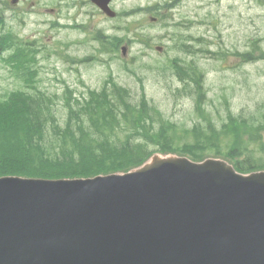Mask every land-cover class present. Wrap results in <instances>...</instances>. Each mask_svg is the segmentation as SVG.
<instances>
[{"label":"rangeland","instance_id":"374dc122","mask_svg":"<svg viewBox=\"0 0 264 264\" xmlns=\"http://www.w3.org/2000/svg\"><path fill=\"white\" fill-rule=\"evenodd\" d=\"M52 1L0 0V33L38 46L29 82L4 61L7 52L0 54V98L37 88L64 123L68 96L73 103L115 82L133 104L143 98L154 108L149 131L165 123L177 148L190 141L185 130L196 122L220 126L231 113L256 118L264 109V0H114V18L82 4L87 0H66L51 12ZM176 64L190 77L180 80ZM199 79L203 111L190 86ZM129 131L117 130L123 139ZM256 137L250 149L264 159V129Z\"/></svg>","mask_w":264,"mask_h":264},{"label":"water","instance_id":"95a60500","mask_svg":"<svg viewBox=\"0 0 264 264\" xmlns=\"http://www.w3.org/2000/svg\"><path fill=\"white\" fill-rule=\"evenodd\" d=\"M0 264H264V170L154 153L126 172L0 176Z\"/></svg>","mask_w":264,"mask_h":264},{"label":"trees","instance_id":"16d2710c","mask_svg":"<svg viewBox=\"0 0 264 264\" xmlns=\"http://www.w3.org/2000/svg\"><path fill=\"white\" fill-rule=\"evenodd\" d=\"M30 48L31 44L19 41L13 34L0 33V54L7 52L4 60L23 73L27 81H32L37 72V58ZM176 69L180 80L183 75L190 77L183 66L176 64ZM200 81L190 86L195 83V102L203 111ZM110 86L90 89L87 95L74 97L73 103L68 96L64 123L54 111L52 98L39 89L18 88L6 93L0 98V175L90 176L128 170L154 151H178L196 160L211 152L229 159L243 172L264 169V159L250 149L258 141L257 133L264 129V109L256 118L231 113L220 126L208 118L204 125L196 122L185 130L190 141L177 148L175 135L165 123L149 131L157 118L145 99L136 106L128 99L126 88L115 82ZM120 128L130 129L125 139L118 135Z\"/></svg>","mask_w":264,"mask_h":264},{"label":"flooded vegetation","instance_id":"af4514ba","mask_svg":"<svg viewBox=\"0 0 264 264\" xmlns=\"http://www.w3.org/2000/svg\"><path fill=\"white\" fill-rule=\"evenodd\" d=\"M25 0H22L21 2H24ZM66 0H53L51 3H53V5L52 6H50V7H47L46 9L47 10H49V11H54V10H57V9H59V8H61L62 6H64V4H62L63 2H65ZM86 3H89V4H91L90 2H89V0H87V1H85L84 3H82V4H86ZM34 4V3H33ZM69 5V4H68ZM96 8V7H95ZM96 9H98V8H96ZM99 11V10H98Z\"/></svg>","mask_w":264,"mask_h":264}]
</instances>
